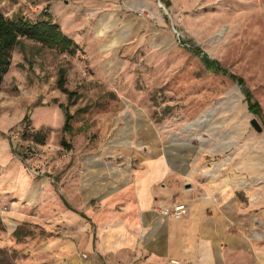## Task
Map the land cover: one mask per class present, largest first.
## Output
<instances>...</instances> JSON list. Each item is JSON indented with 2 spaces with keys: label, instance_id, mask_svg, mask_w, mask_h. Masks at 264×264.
Returning a JSON list of instances; mask_svg holds the SVG:
<instances>
[{
  "label": "rangeland",
  "instance_id": "1",
  "mask_svg": "<svg viewBox=\"0 0 264 264\" xmlns=\"http://www.w3.org/2000/svg\"><path fill=\"white\" fill-rule=\"evenodd\" d=\"M0 13L55 23L75 48L20 36L11 49L0 83V264H86L71 219L55 220L56 205L41 195L21 202L16 189L44 176L57 188L97 140H139L148 126L158 140H240L242 152L256 140L264 167L262 121L246 111L240 87L186 48L240 77L264 119V0H0ZM59 104L73 114L69 133Z\"/></svg>",
  "mask_w": 264,
  "mask_h": 264
},
{
  "label": "crops",
  "instance_id": "2",
  "mask_svg": "<svg viewBox=\"0 0 264 264\" xmlns=\"http://www.w3.org/2000/svg\"><path fill=\"white\" fill-rule=\"evenodd\" d=\"M137 135L97 140L59 175L57 188L37 178L16 189L20 201L41 195L56 205L55 220L71 219L86 264L95 256L100 264H264L256 140H245L242 152L240 140H158L150 126ZM175 201L186 204L183 217L156 212Z\"/></svg>",
  "mask_w": 264,
  "mask_h": 264
},
{
  "label": "trees",
  "instance_id": "3",
  "mask_svg": "<svg viewBox=\"0 0 264 264\" xmlns=\"http://www.w3.org/2000/svg\"><path fill=\"white\" fill-rule=\"evenodd\" d=\"M26 37L39 42L49 48H55L60 52L72 53L75 51L74 43L60 30L55 23H51L48 20H29L21 16H15L13 19H6L0 13V83L3 74L7 71L10 63V52L12 47L16 44L17 39L20 37ZM179 40V39H178ZM185 45V44H182ZM186 48L198 58L203 68L211 73L227 76L232 82H235L243 94V99L247 104V111L257 116L261 121L264 128V119L260 114V109L256 101H254L249 91L243 88V81L240 77L229 72L215 59L209 58L205 53H202L199 48L186 46ZM63 69H58L56 84L57 87L65 93L67 102L73 97V91H68L64 88ZM64 109V119L61 127L62 133H69L72 130L71 120L73 114L70 113L66 106L59 104ZM25 119V117L23 118ZM41 142V140H38ZM63 145L68 148V144L64 140H61Z\"/></svg>",
  "mask_w": 264,
  "mask_h": 264
},
{
  "label": "built area",
  "instance_id": "4",
  "mask_svg": "<svg viewBox=\"0 0 264 264\" xmlns=\"http://www.w3.org/2000/svg\"><path fill=\"white\" fill-rule=\"evenodd\" d=\"M178 36V34L176 33ZM179 39V38H177ZM33 151V149L31 150ZM35 157L39 156L38 153L34 152L32 153ZM156 212L159 213L162 216L170 217L173 219H179L183 217L187 212V207L184 202L181 201H175L171 203L170 205H162L156 208ZM169 264H184L183 262L176 260V259H169Z\"/></svg>",
  "mask_w": 264,
  "mask_h": 264
},
{
  "label": "water",
  "instance_id": "5",
  "mask_svg": "<svg viewBox=\"0 0 264 264\" xmlns=\"http://www.w3.org/2000/svg\"><path fill=\"white\" fill-rule=\"evenodd\" d=\"M250 125L253 127L255 131L260 130V126L258 125L257 121L254 118H251L249 121Z\"/></svg>",
  "mask_w": 264,
  "mask_h": 264
}]
</instances>
